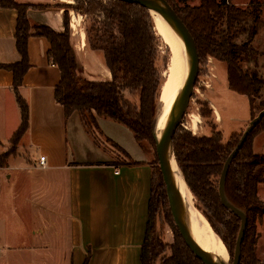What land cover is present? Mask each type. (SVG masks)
Masks as SVG:
<instances>
[{
	"label": "trees",
	"instance_id": "1",
	"mask_svg": "<svg viewBox=\"0 0 264 264\" xmlns=\"http://www.w3.org/2000/svg\"><path fill=\"white\" fill-rule=\"evenodd\" d=\"M167 1L192 34L200 64L213 59L226 65L228 88L247 97L252 121L264 110V99L257 103L264 91V75L258 64L264 53L254 46L264 26L263 5L253 0L242 9L233 0H200L198 6L191 7L187 5L188 0H179L186 5L180 8L173 0ZM0 5L18 13L16 40L21 57L19 63L0 65V69L14 75V90L21 111V125L8 151L0 155V168L7 166L9 157L16 154L29 128V108L20 89L31 67L29 38L43 37L50 44L48 59L60 71L54 96L66 118L78 113L95 142L102 136L98 118L126 128L149 160L153 185L141 264H203L186 246L175 226L160 171L154 129L163 108L161 93L170 72L172 53L170 58L162 59L163 38L149 11L116 0L76 1L75 11L87 17L86 44L90 50L104 54L110 73V80L90 81L80 75L67 18L63 33L46 26H35L33 31L28 10L45 7L17 0H0ZM197 105L201 118L198 127L205 132L193 131L183 120L173 139L174 155L196 208L222 240L232 263L241 221L223 207L219 182L225 162L244 132L232 134L225 142L212 105L200 98ZM262 132L264 117L232 162L225 185L228 201L243 211L248 220L240 264H264L257 255L258 224L264 218V202L258 195L259 187L264 185V155L256 154L253 147L255 138ZM84 264H89V257Z\"/></svg>",
	"mask_w": 264,
	"mask_h": 264
},
{
	"label": "crops",
	"instance_id": "2",
	"mask_svg": "<svg viewBox=\"0 0 264 264\" xmlns=\"http://www.w3.org/2000/svg\"><path fill=\"white\" fill-rule=\"evenodd\" d=\"M17 21L15 9L0 5V65L21 61ZM49 50L45 38H29L31 67L20 89L29 128L0 168V264H84L87 257L89 264H141L153 185L149 160L126 128L98 118L99 144L78 113L66 118L55 101L60 71ZM20 125L14 75L0 69V155ZM253 147L264 155V132ZM258 195L264 202V185Z\"/></svg>",
	"mask_w": 264,
	"mask_h": 264
},
{
	"label": "rangeland",
	"instance_id": "3",
	"mask_svg": "<svg viewBox=\"0 0 264 264\" xmlns=\"http://www.w3.org/2000/svg\"><path fill=\"white\" fill-rule=\"evenodd\" d=\"M17 1L20 3H27L29 5H42L45 7L43 10H47L39 11L41 9H34L36 10L34 12H29L31 9L28 10L27 16L33 31L35 26L43 25L59 32L60 28L64 26L63 23L67 18L69 20L71 33L73 34V44L80 66V75L90 81L110 80V73L106 67L104 54L102 52L90 50L87 44H85V48L83 47V41L86 43L84 29L87 17L75 11L74 7L77 0ZM252 1L253 0H233L232 3L236 7L245 9ZM256 1L260 2L264 7V0ZM173 2L180 8L186 6L179 0H173ZM199 3L200 0H188L187 5L194 7L198 6ZM58 12L61 13L64 22H61V19L57 16ZM163 41L164 39L161 41L162 59L166 56L170 58L171 48L165 41ZM254 46L258 51L264 53V26L260 29L259 36L256 39ZM258 64L259 68L261 66L262 69L260 71L264 72V56L259 59ZM199 98L207 100L212 107L214 105L217 124L224 135L225 142L232 134L245 132L251 122V110L248 99L245 96L236 94L229 90L227 85V70L224 63L209 59L205 65L202 63L200 64L199 77L193 90V96L189 108L184 117L185 125L191 127L193 131L204 133L205 130H201V128L198 127L201 123V118L198 115L199 107L197 105ZM263 99L264 91L261 93L260 99L257 100V103ZM258 232L259 242L257 255L260 260H264V218L259 222ZM231 261L232 260L229 258L230 264Z\"/></svg>",
	"mask_w": 264,
	"mask_h": 264
},
{
	"label": "water",
	"instance_id": "4",
	"mask_svg": "<svg viewBox=\"0 0 264 264\" xmlns=\"http://www.w3.org/2000/svg\"><path fill=\"white\" fill-rule=\"evenodd\" d=\"M116 1H122L130 4L139 5L144 9L148 10L151 16H152V12L158 14L177 33V35L180 37V39L182 40L185 46L186 54L188 58V73L186 76L185 85L183 87L181 94L174 101V103L172 104V106L170 107V109L168 110V112L164 117L163 130L159 141L157 140L156 131L154 129L156 152L159 160L160 171L166 189V196L168 200L169 210L173 218V221L175 223V226L178 232L180 233L182 239L184 240L186 246L190 249V251L194 254V256L198 258L203 264H223L209 257L201 249L195 236V224L191 216L190 208L181 199L177 183L173 178L169 168V155L171 150L174 155L173 139L187 113V110L189 108L193 96V90L195 88V84L199 77L200 56L195 40L192 34L190 33L189 29L185 25V23L182 21V19L179 17L175 9L170 5V3L167 0H116ZM162 93H161V100H162ZM263 117H264V110L261 111L258 114V116L250 122L247 129L243 133L237 147L234 149V151L230 154L227 161L225 162L220 177V182H219L220 201L225 209L230 211L241 221V227L235 246L234 258L231 264L241 263L242 244L245 238V232H246L248 220L243 211L239 210L228 201L225 194L226 180L232 162L243 148L250 133L258 126V124L261 122ZM157 120L155 123V128L157 126ZM174 159H175V155H174Z\"/></svg>",
	"mask_w": 264,
	"mask_h": 264
},
{
	"label": "bare ground",
	"instance_id": "5",
	"mask_svg": "<svg viewBox=\"0 0 264 264\" xmlns=\"http://www.w3.org/2000/svg\"><path fill=\"white\" fill-rule=\"evenodd\" d=\"M152 16L158 32L164 41L170 46L172 53L170 72L162 93L161 101L163 108L159 114L157 126L155 128L156 137L159 141L163 130L164 117L174 101L181 94L185 85L188 73V58L185 46L177 33L158 14L152 12ZM169 168L177 183L181 199L190 208L191 216L195 224V236L201 249L209 257L223 264H229V253L207 219L196 208L193 198L194 196L190 192L181 171L175 162L172 150L169 155Z\"/></svg>",
	"mask_w": 264,
	"mask_h": 264
},
{
	"label": "built area",
	"instance_id": "6",
	"mask_svg": "<svg viewBox=\"0 0 264 264\" xmlns=\"http://www.w3.org/2000/svg\"><path fill=\"white\" fill-rule=\"evenodd\" d=\"M45 161H46L45 157H41L40 158V165L44 166L45 165Z\"/></svg>",
	"mask_w": 264,
	"mask_h": 264
}]
</instances>
